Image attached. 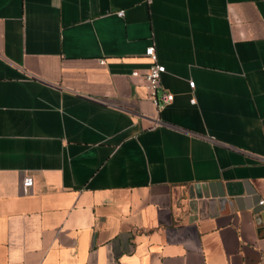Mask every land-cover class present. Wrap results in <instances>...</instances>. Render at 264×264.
Returning a JSON list of instances; mask_svg holds the SVG:
<instances>
[{"label": "crops", "instance_id": "obj_1", "mask_svg": "<svg viewBox=\"0 0 264 264\" xmlns=\"http://www.w3.org/2000/svg\"><path fill=\"white\" fill-rule=\"evenodd\" d=\"M259 199L264 0H0V264H264Z\"/></svg>", "mask_w": 264, "mask_h": 264}, {"label": "built area", "instance_id": "obj_2", "mask_svg": "<svg viewBox=\"0 0 264 264\" xmlns=\"http://www.w3.org/2000/svg\"><path fill=\"white\" fill-rule=\"evenodd\" d=\"M123 10L118 9L117 13L122 14ZM144 55L148 58V65L142 70L133 69L131 70L132 75H138L143 80L147 89L148 97L152 100L154 105L159 108L168 103L172 99V93L160 84V74L164 71V65L157 61L155 50L152 44H148L144 48ZM188 86H193V80L187 81ZM190 102H194V98H189ZM32 183L30 175H23L19 180V187L21 192H28ZM259 204H263V199L258 200Z\"/></svg>", "mask_w": 264, "mask_h": 264}]
</instances>
